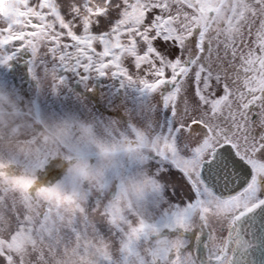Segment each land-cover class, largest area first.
Listing matches in <instances>:
<instances>
[{
	"label": "snow or ice",
	"instance_id": "obj_1",
	"mask_svg": "<svg viewBox=\"0 0 264 264\" xmlns=\"http://www.w3.org/2000/svg\"><path fill=\"white\" fill-rule=\"evenodd\" d=\"M11 2L15 14L0 11V73L11 77L0 76V89L30 101L37 123L47 126L42 72L54 77L47 91L57 96L70 75H123L147 92L171 85L162 102L174 119L165 128L145 134L130 126L107 141L90 123L63 119L51 132L67 153L52 151L21 176L9 177L0 163V178L25 194L29 209L33 193L49 205L40 231L50 240L53 209L99 217L85 224L92 239L70 222L76 244L55 245L52 264H264V0ZM249 17L258 30L241 57V86L213 91L205 81L191 108L182 107L179 82L193 53ZM22 81L36 85L35 96ZM27 248L12 237L0 242L2 264H24Z\"/></svg>",
	"mask_w": 264,
	"mask_h": 264
},
{
	"label": "rangeland",
	"instance_id": "obj_2",
	"mask_svg": "<svg viewBox=\"0 0 264 264\" xmlns=\"http://www.w3.org/2000/svg\"><path fill=\"white\" fill-rule=\"evenodd\" d=\"M63 2L67 5L72 0H63ZM240 2L244 3L245 0H240ZM104 7L107 5L105 4ZM0 11L15 14L17 8L11 0L7 2L0 0ZM257 30L256 20L249 17L243 24L235 27L233 33L221 36L218 42L214 37L210 42L211 47L205 45L203 53H193L191 71L185 74L187 79L179 82L182 88V107L191 108L196 102V95L200 89H207L208 85L205 81L211 85L213 91L225 84L228 87L232 84V91L240 87L244 79L241 57L251 49L249 36ZM184 59H188L187 51ZM197 72H202L199 79L196 76ZM0 76L11 79L7 73H0ZM53 78L51 73L42 72L40 76V86L44 89L40 96V106L46 123L49 116L63 114L62 119L58 122L54 121L55 125L63 119L75 118L90 123L100 139L111 141L113 138L129 135L130 126L136 131L150 134L153 126L158 129L165 128L174 119L172 112L165 108L162 102L164 88H170V84L162 86L156 92H147L138 83V79L129 80L123 75L101 77L94 74L88 82H81L79 77L70 75L67 87L57 96L47 91ZM21 83L25 87L31 84L35 96V84L31 81ZM17 87H20V84H17ZM12 94L11 89H0V135H3L2 130L8 127L10 117L24 115L25 110L22 106L13 103ZM125 122L126 129L120 126ZM32 128V123L20 121L15 123L8 132L9 136L15 137L12 142L13 151L8 154L0 152V163L6 165L3 171L7 172L9 177L31 174L36 163L27 158L33 151L36 141V137L31 134ZM73 131L79 134L75 128ZM17 152L20 155H17ZM85 188H87L86 184ZM94 196L95 190H93ZM82 207L89 208L88 201H84ZM48 208L49 205L42 200H36L33 193L29 209L25 194L14 188L4 178H0V242H6L12 237L17 249H23L25 245H28L24 264H42V262L52 264L48 257L57 254L55 245H59L60 251H63L65 247L71 248L75 245L76 237L69 227L70 222L80 231L82 238L84 236L88 239L94 238L92 228L89 227L85 231V224L95 223L99 219L98 216H94L91 211L84 213L63 208L58 210V215H56L57 210L53 209L56 224L51 240L48 235H42L41 219ZM29 216L31 220L26 218ZM60 217H63V221ZM13 233H16L14 237ZM33 239L35 247H32ZM50 244H52L51 251H49ZM116 255L118 256L119 253ZM0 264H2V259H0Z\"/></svg>",
	"mask_w": 264,
	"mask_h": 264
},
{
	"label": "clouds",
	"instance_id": "obj_3",
	"mask_svg": "<svg viewBox=\"0 0 264 264\" xmlns=\"http://www.w3.org/2000/svg\"><path fill=\"white\" fill-rule=\"evenodd\" d=\"M13 95V103L22 106V108L25 110L24 115L20 117H10L8 127L3 129V135H0V152H3L4 154H8L9 152L13 151V141L15 137H11L8 135V132L10 131L11 127L20 121H27L32 123L33 128L31 134L36 137L35 144L33 145V151L31 154L27 157L28 159L32 161H39L42 160L45 156H47L50 152L59 150L60 153H67V149L64 148L58 140L53 138L51 129L55 127V122H58L60 119H62V115H56V116H49L47 119V126L39 124L36 122L35 115L32 111L30 106V101H22L17 97L16 94ZM31 112L32 114L29 115L28 113ZM122 128L126 129V122L121 123L120 125ZM45 137H48V142H45ZM17 155H20V153H16ZM86 186H89V182H85Z\"/></svg>",
	"mask_w": 264,
	"mask_h": 264
},
{
	"label": "flooded vegetation",
	"instance_id": "obj_4",
	"mask_svg": "<svg viewBox=\"0 0 264 264\" xmlns=\"http://www.w3.org/2000/svg\"><path fill=\"white\" fill-rule=\"evenodd\" d=\"M240 86H241V83H240ZM232 87H233V85L231 84V85L229 86V89L232 90Z\"/></svg>",
	"mask_w": 264,
	"mask_h": 264
}]
</instances>
